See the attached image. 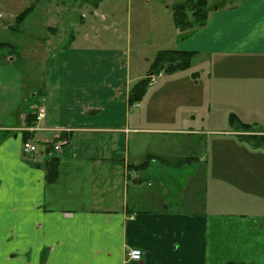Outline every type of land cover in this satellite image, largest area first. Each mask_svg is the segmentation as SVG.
<instances>
[{
  "label": "crops",
  "instance_id": "1",
  "mask_svg": "<svg viewBox=\"0 0 264 264\" xmlns=\"http://www.w3.org/2000/svg\"><path fill=\"white\" fill-rule=\"evenodd\" d=\"M52 1L26 7L0 0V35L20 33L42 8L47 36L37 42L48 47L43 58L31 53L28 66L40 65L26 78L20 46L0 47V264H264V142L251 139L264 135V0H207L205 25L186 32L170 14L163 50L192 58L187 70L160 79L183 80L188 101L194 95L185 74L193 66V85L203 79L206 98L215 101L205 115L190 108L161 118L146 97L136 114L128 102L162 50L152 57L132 50L130 9L142 24L158 6L67 0L52 12ZM181 1L159 2L171 9ZM30 7L17 27V16ZM161 27L159 21L157 39ZM99 29L125 44L100 38ZM51 34L63 47L50 49ZM40 106L45 116L35 121ZM229 115L253 129L230 124ZM180 116L185 125H175ZM59 139L67 143L54 151ZM28 140L36 153L22 152ZM51 160L57 177L49 183ZM181 179V195L163 183ZM133 248L140 262L127 261Z\"/></svg>",
  "mask_w": 264,
  "mask_h": 264
},
{
  "label": "rangeland",
  "instance_id": "2",
  "mask_svg": "<svg viewBox=\"0 0 264 264\" xmlns=\"http://www.w3.org/2000/svg\"><path fill=\"white\" fill-rule=\"evenodd\" d=\"M19 2L23 3L26 7L29 6V2L30 0H18ZM157 1V2H156ZM159 1L161 0H152L151 3L149 4H145L140 0V8L139 9H143V8H147V6L149 5H157L158 7L154 8L153 10H150V17H147L144 20V23L140 24L139 22V18H137L135 11H133V9H130L131 12V31L129 33V39H130V43L132 46V50L137 49V53L136 54H140L143 57H152L154 52L156 50H160V49H165V48H169L168 44H166L169 39H170V34L172 33V29H173V25H172V21L170 19V14L172 13L171 9H168L165 7V4L160 3ZM61 2H67V0H54L52 1L51 5H50V9L52 12L56 11L55 5L61 3ZM154 3V4H153ZM61 5V4H60ZM120 8L122 11L126 12L127 10V2H124L122 4H119ZM160 10H159V9ZM43 9H38L36 10L35 13H33L32 15H30L29 17H27L25 19V21L23 23L18 24L17 27L18 29L21 30V32L17 33V32H5L2 33V35H0V42L4 41L6 43H9L11 45L14 44H18L19 47V52H21V58L23 60H25L26 62H24L22 65V73L23 76L26 78V74L28 73V71L33 67V65L36 66V64H38V62H34L30 66H28L31 57L34 53V55H41L43 58V53L46 51L43 50L44 48H48L47 45H43V43L41 41L37 42L38 39L43 38L44 36H47L44 34L42 26L44 24V15H43ZM161 15V17H159ZM4 18L0 19V22H3ZM161 22L162 24V33H161V39H157L156 35H155V25L158 22ZM13 22V20H12ZM15 22V21H14ZM61 24V23H60ZM59 30V28H58ZM61 30V29H60ZM178 30V29H177ZM121 33V32H120ZM122 35V34H121ZM55 36V37H54ZM100 38H108L112 44H117V43H123L124 41H120L118 42L117 40V36L116 34L114 35V33L112 31L106 32L104 30L99 29V35ZM52 39L54 38V43L57 44H53L51 45L50 49H54L52 47H63L62 45H58V42L60 41V38L58 37V34H51L50 36ZM13 42V43H11ZM125 44V42L123 43ZM159 48V49H158ZM32 50H35V52H33ZM1 51V50H0ZM38 56V55H37ZM37 58L35 57V60ZM40 65V64H38ZM194 67L192 66L190 70H188V72H186L188 76V86L191 85L192 89L190 90L192 92V94L194 95V97L189 98V100L187 101L186 99V90L185 87H182V81L183 80H175L173 82H167L168 79H166V81L164 79H160V77L157 78L156 83H154L152 86H149L148 89L146 90L144 99L146 97L147 103L146 106L147 108L152 111L153 114H156L157 117H164L166 115H173L174 113H178V114H174L176 116L181 115V112L184 113V115L186 114L187 109H194L195 110V114L197 116V114H203L205 115V109L206 108H210L209 105H207V102H214L215 100L212 98H206L207 94L206 91L204 90V86H203V79H198L195 78L196 83L195 85H193L194 79H193V75L191 74L194 71ZM36 67L34 72L36 71ZM197 74V73H196ZM173 85V86H172ZM191 95V94H189ZM187 95V98L188 96ZM211 97V96H210ZM212 110L214 108H216L214 105L211 106ZM139 111L138 107L135 108L133 110L132 113H137ZM229 117V116H228ZM178 121L175 122V125L177 123H181L182 119L185 120L186 116H180L177 117ZM198 118H203V117H196V123H200L197 121ZM166 119H163V124L165 123ZM184 123V125L186 124V122H182ZM216 128H220L221 126H219L218 124H216ZM218 135V134H217ZM212 137H215L216 139H224L226 138V136H214L212 135ZM255 137V136H254ZM213 139V138H212ZM164 172H166V170H163ZM182 179L181 180H170V181H163V183L165 185H171L174 190H175V194L181 195L182 192L180 190L183 189L182 187H180V185L182 184ZM179 185V186H178ZM187 188V187H186ZM235 264V263H233Z\"/></svg>",
  "mask_w": 264,
  "mask_h": 264
},
{
  "label": "trees",
  "instance_id": "3",
  "mask_svg": "<svg viewBox=\"0 0 264 264\" xmlns=\"http://www.w3.org/2000/svg\"><path fill=\"white\" fill-rule=\"evenodd\" d=\"M105 0H90L89 3L93 7H97L98 4ZM31 10L27 8L23 10L16 18V23H20L23 18ZM172 19L176 28L182 32L196 30L205 25L209 6L207 0H183L181 2H176L171 6ZM0 47L12 48L13 46L9 43L0 42ZM192 58V53L181 52L176 50H161L156 53L150 66L148 74L157 73L163 71L164 73H174L178 71L187 70L190 66V60ZM148 80L146 77L139 80L133 85L129 91L128 102L129 105L140 102L148 89ZM229 123L234 126H239L243 131L249 132L253 129L251 124L242 123L234 115H229ZM256 141L264 142V135L251 136V139ZM181 166V164H179ZM146 163H142L136 166H130V170H139L140 168H145ZM46 170V181L51 183L57 177V165L56 162L51 160L47 162L45 166Z\"/></svg>",
  "mask_w": 264,
  "mask_h": 264
},
{
  "label": "built area",
  "instance_id": "4",
  "mask_svg": "<svg viewBox=\"0 0 264 264\" xmlns=\"http://www.w3.org/2000/svg\"><path fill=\"white\" fill-rule=\"evenodd\" d=\"M160 76L158 75H150L148 77L149 84L152 85L156 82L157 78ZM45 116V108L43 106H40L37 108V111L35 113V120L40 121ZM67 142L65 139H61L57 144L53 146V149L55 151H58L61 146L65 145ZM22 151L24 154H32L37 151V147L33 145L30 141H26L22 145ZM127 261H133V262H139L141 260V251L139 249L133 248L130 249L126 254Z\"/></svg>",
  "mask_w": 264,
  "mask_h": 264
}]
</instances>
